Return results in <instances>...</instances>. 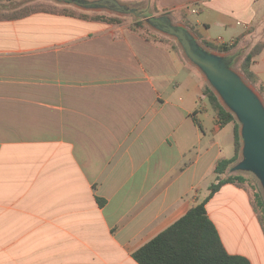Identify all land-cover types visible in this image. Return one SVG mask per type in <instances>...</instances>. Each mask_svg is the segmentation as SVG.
I'll return each instance as SVG.
<instances>
[{
  "label": "crops",
  "instance_id": "obj_1",
  "mask_svg": "<svg viewBox=\"0 0 264 264\" xmlns=\"http://www.w3.org/2000/svg\"><path fill=\"white\" fill-rule=\"evenodd\" d=\"M118 1L184 14L201 45H234L217 53L241 62L264 45V0ZM14 9L0 15V264H138L133 253L218 183L234 126L218 123L203 103L206 78L167 44L124 22H88L84 33L77 26L87 21L15 19ZM252 70L264 88V49ZM250 196L226 184L206 208L230 254L264 264ZM226 211L245 236L257 219L262 252L246 244L252 237L226 238Z\"/></svg>",
  "mask_w": 264,
  "mask_h": 264
},
{
  "label": "trees",
  "instance_id": "obj_2",
  "mask_svg": "<svg viewBox=\"0 0 264 264\" xmlns=\"http://www.w3.org/2000/svg\"><path fill=\"white\" fill-rule=\"evenodd\" d=\"M37 12L61 15L87 22H102L108 25H121L123 23L121 17L79 12L72 7H56L45 10L21 9L19 14L15 13L17 15L14 18H24ZM136 26L138 28L144 27L143 23H137ZM186 26L197 34L195 27L189 21L186 22ZM241 38L239 37L238 40ZM166 43L170 44L173 49H178L175 44H171L169 41ZM202 44L220 53L229 52L234 48V45L216 46L208 41H202ZM263 49L262 43L254 46L242 60L240 70L250 84L264 97V88L252 70L256 58ZM234 57L231 65H234ZM203 95L209 100L217 115L218 123L222 127L233 124L234 155L230 159H221L216 163L214 173L218 183L211 185L210 194L202 203L194 206L185 216L133 253V258L138 264H252L247 257L232 255L227 251L216 225L208 215L206 205L226 184L245 185L249 183L253 189L252 205L264 230V197L262 192L245 175L227 174L230 167L240 159L242 149L240 125L235 116L223 106L208 84L203 88ZM196 122L198 123L197 120ZM100 203L103 204L102 201Z\"/></svg>",
  "mask_w": 264,
  "mask_h": 264
},
{
  "label": "water",
  "instance_id": "obj_3",
  "mask_svg": "<svg viewBox=\"0 0 264 264\" xmlns=\"http://www.w3.org/2000/svg\"><path fill=\"white\" fill-rule=\"evenodd\" d=\"M85 10L108 9L119 15L142 16L150 25L175 38L186 58L204 75L223 106L240 125L241 159L230 173H251L259 181L264 193V100L257 90L231 65L232 58L204 48L188 29L174 25L168 16L139 15L137 9L118 0H55Z\"/></svg>",
  "mask_w": 264,
  "mask_h": 264
},
{
  "label": "rangeland",
  "instance_id": "obj_4",
  "mask_svg": "<svg viewBox=\"0 0 264 264\" xmlns=\"http://www.w3.org/2000/svg\"><path fill=\"white\" fill-rule=\"evenodd\" d=\"M89 1H94V0H89ZM16 3H20V4L14 6L13 4H16ZM3 5L4 6L2 8H0V15H4V14L9 15L10 13H13V12H10L11 8L12 9L15 8L14 12L19 14L21 9L45 10V9H51V8L53 9L56 7H59V8H61V7H72L73 9H75L79 12H89L91 14H97L98 13V14H104V15H108V16L121 17L123 19L124 25L127 27V29L131 30L134 34L141 36L143 39H146V40L151 41V42H160L163 44H167L166 41H169V43L175 44L178 49L175 50V49H173V47L170 44H167V45L170 46L177 54L183 55L185 57V54H184L181 46L179 45V42L175 38L168 36V35L164 34L163 32L159 31L158 29H156L155 27L150 25L148 23V21L146 19H144L142 16H137L134 14L119 15V14L114 13L108 9L85 10V9H82L81 7H77L74 5L60 4V3L56 2L55 0H13V1L6 2V4H3ZM129 6L131 8L137 9L139 15L145 14V15L154 16V17L168 16L172 19V23L174 25L183 26L186 29H188L195 36L197 35L195 32H193L191 29H189L186 26V22H188L189 20H188L187 16L182 14V13H181L182 15L175 14V13H165V12L161 13L160 11H156L153 6L147 5V4H142V5L130 4ZM137 23H143L144 27L138 28L136 26ZM92 26H93L92 23L80 22V24L77 26V29H79L80 32L87 33L89 30L92 29ZM93 27H95V26H93ZM74 31H76V30H74ZM213 34L215 36H217L216 32H213ZM202 46L204 48H206L207 50L209 49L204 45H202ZM209 50H211V49H209ZM212 52L217 53V51H215V50H213ZM234 59H235V62H234V65H232V67L246 79V77L243 75V73L240 70V64H241L240 55L235 56ZM195 73L197 75H200L196 70H195ZM205 84H208V83L205 82ZM257 92L260 94V96L264 100L263 95L259 91H257ZM203 103H204V105H207L209 107L211 112H213V108H212V106H211V104L207 98H205L203 100ZM229 129L231 130L232 128L230 127ZM243 175L248 177V179L251 180L255 184V186L258 188V190H260L262 192L263 197H264L262 187H261L259 181L257 180V178L254 175H252L251 173H246ZM245 186L248 188V191L251 195L250 197L252 198L253 189L251 188L249 183L245 184ZM245 212L246 211H243V212L239 211L238 216L239 215L243 216L245 214ZM219 215L220 216L223 215V227L222 228L227 234L226 238L231 240L232 243H236V245H238V241L242 237H244V238L252 237L253 241L252 240H246V244L248 243L249 247L254 246L255 252H257L258 250H259V252H262L263 246L259 240L260 231H259V228L257 227V225H258L257 219H255L254 221H249V226L251 227V231L247 234V236H245V235H243V232L241 230V227H240L241 222L239 219L235 220L233 217H231L232 214H230L229 211L223 212V214H219ZM224 215L226 218L224 217ZM248 215H249V217H251V211H248ZM227 217H229V218H227Z\"/></svg>",
  "mask_w": 264,
  "mask_h": 264
},
{
  "label": "built area",
  "instance_id": "obj_5",
  "mask_svg": "<svg viewBox=\"0 0 264 264\" xmlns=\"http://www.w3.org/2000/svg\"><path fill=\"white\" fill-rule=\"evenodd\" d=\"M221 42H223V40L222 39H218V43H221Z\"/></svg>",
  "mask_w": 264,
  "mask_h": 264
}]
</instances>
